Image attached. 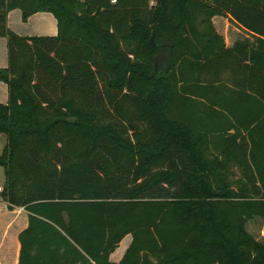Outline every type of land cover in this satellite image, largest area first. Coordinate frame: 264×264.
Returning <instances> with one entry per match:
<instances>
[{"label":"trees","instance_id":"16d2710c","mask_svg":"<svg viewBox=\"0 0 264 264\" xmlns=\"http://www.w3.org/2000/svg\"><path fill=\"white\" fill-rule=\"evenodd\" d=\"M15 7L58 33H17ZM218 13L255 41L227 46ZM0 35L18 264H264L247 229L264 221V0H0Z\"/></svg>","mask_w":264,"mask_h":264},{"label":"crops","instance_id":"0c3cea01","mask_svg":"<svg viewBox=\"0 0 264 264\" xmlns=\"http://www.w3.org/2000/svg\"><path fill=\"white\" fill-rule=\"evenodd\" d=\"M225 19L220 23L219 18ZM230 20V21H229ZM212 22L215 29L222 34L224 42L230 46L237 39L246 40L249 43L255 41V36L240 23L232 19L229 14H214ZM9 26L23 35H55L58 33L57 18L51 11H37L26 20L22 17V10L15 7L8 13ZM8 65L7 37L0 35V67ZM9 100L8 85L0 79V102ZM7 138L0 133V154L4 149ZM2 168V169H1ZM5 172L0 166V186L4 187ZM29 224V213L22 206L11 207L0 193V264H18L20 259L21 242L19 234ZM132 235L127 234L119 246L111 253L110 259L119 262L132 242Z\"/></svg>","mask_w":264,"mask_h":264},{"label":"rangeland","instance_id":"374dc122","mask_svg":"<svg viewBox=\"0 0 264 264\" xmlns=\"http://www.w3.org/2000/svg\"><path fill=\"white\" fill-rule=\"evenodd\" d=\"M225 19L223 17L219 18L220 23H224ZM230 21V20H229ZM6 137V135L4 134ZM7 138V137H6ZM2 153V152H1ZM2 169V168H1ZM234 175H237L235 173ZM247 229L248 231L253 234L257 239L264 240V221L258 217L254 218L253 220L249 221L247 223Z\"/></svg>","mask_w":264,"mask_h":264},{"label":"built area","instance_id":"2783aa9c","mask_svg":"<svg viewBox=\"0 0 264 264\" xmlns=\"http://www.w3.org/2000/svg\"><path fill=\"white\" fill-rule=\"evenodd\" d=\"M113 1H116V0H113ZM4 187L3 186H0V193H2Z\"/></svg>","mask_w":264,"mask_h":264}]
</instances>
